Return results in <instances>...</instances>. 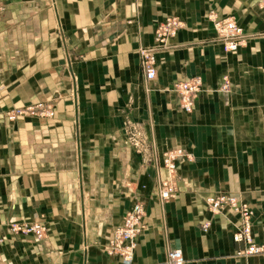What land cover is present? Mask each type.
I'll return each mask as SVG.
<instances>
[{"label": "crops", "instance_id": "obj_1", "mask_svg": "<svg viewBox=\"0 0 264 264\" xmlns=\"http://www.w3.org/2000/svg\"><path fill=\"white\" fill-rule=\"evenodd\" d=\"M0 264H126L106 247L136 203L145 228L130 264H164L180 248L186 264H264L233 240L240 216L206 199L237 196L254 211L264 243V7L258 0H0ZM234 17L245 43L225 50L209 18ZM180 16L184 28L157 51L147 80L141 50ZM201 77L193 110L174 86ZM227 91L221 90L225 81ZM39 102L53 116L7 113ZM127 120L142 122L153 162L128 143ZM181 148L177 193L162 156ZM42 223L45 238L7 224ZM210 222L207 230L203 228Z\"/></svg>", "mask_w": 264, "mask_h": 264}, {"label": "built area", "instance_id": "obj_2", "mask_svg": "<svg viewBox=\"0 0 264 264\" xmlns=\"http://www.w3.org/2000/svg\"><path fill=\"white\" fill-rule=\"evenodd\" d=\"M264 7V0H258ZM5 10L4 3L0 1V17ZM209 18L223 39L225 50L235 51L245 43L244 29L237 23L234 17L218 18L214 11H210ZM185 26L184 20L178 15L167 17L155 30L156 48H143L141 50L142 67L147 80H154L157 77V51L163 47L168 40L175 37ZM229 83L226 80L221 90L227 91ZM202 88L201 77H194L188 81L175 84L174 90L177 93L179 104L186 112H191L195 100ZM52 104L39 102L34 105L18 107L7 113V118L14 121L23 116H53ZM125 131L130 146L142 157L145 162H153V140L146 129L145 124L133 120H127ZM182 159H190V155L181 148H174L163 153L162 161L169 172V178L162 181L158 195L162 202H167L177 193L176 179L177 164ZM208 209L218 213L230 209L240 216V227L234 232L233 240L246 245L242 252L246 255H264V243L255 241L253 232L254 211L251 206L240 198L228 193H220L209 196L206 199ZM146 204L138 202L128 211L121 224L118 225L109 238L106 252L109 256L120 257L126 264L132 263L138 246V239L142 234L145 223ZM210 222H206L203 228L207 230ZM10 232L24 236H33L37 240L45 238L46 228L40 223H17L7 224ZM4 235L0 226V246L4 243ZM164 264H186V258L180 248H172L167 252V259Z\"/></svg>", "mask_w": 264, "mask_h": 264}, {"label": "rangeland", "instance_id": "obj_3", "mask_svg": "<svg viewBox=\"0 0 264 264\" xmlns=\"http://www.w3.org/2000/svg\"><path fill=\"white\" fill-rule=\"evenodd\" d=\"M263 7V6H262ZM49 104V103H48ZM13 110V109H12ZM20 118V117H19ZM17 120V119H16ZM15 121V120H14Z\"/></svg>", "mask_w": 264, "mask_h": 264}]
</instances>
